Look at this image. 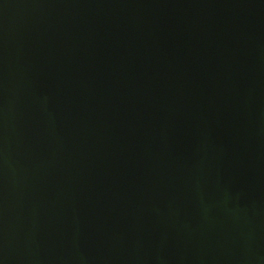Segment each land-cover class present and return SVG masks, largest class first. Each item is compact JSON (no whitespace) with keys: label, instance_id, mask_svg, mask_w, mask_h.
<instances>
[{"label":"water","instance_id":"1","mask_svg":"<svg viewBox=\"0 0 264 264\" xmlns=\"http://www.w3.org/2000/svg\"><path fill=\"white\" fill-rule=\"evenodd\" d=\"M0 264H264V0H0Z\"/></svg>","mask_w":264,"mask_h":264}]
</instances>
